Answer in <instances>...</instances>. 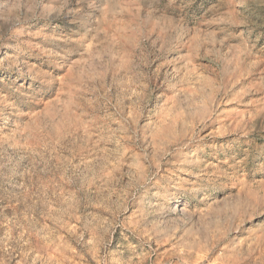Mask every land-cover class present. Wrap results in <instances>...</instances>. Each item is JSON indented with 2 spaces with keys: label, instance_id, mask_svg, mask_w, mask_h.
<instances>
[{
  "label": "rangeland",
  "instance_id": "rangeland-1",
  "mask_svg": "<svg viewBox=\"0 0 264 264\" xmlns=\"http://www.w3.org/2000/svg\"><path fill=\"white\" fill-rule=\"evenodd\" d=\"M0 264H264V0H0Z\"/></svg>",
  "mask_w": 264,
  "mask_h": 264
}]
</instances>
